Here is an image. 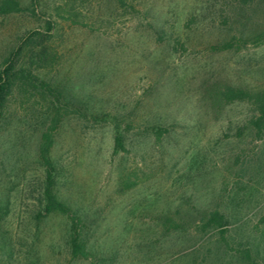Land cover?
<instances>
[{"label":"rangeland","instance_id":"obj_1","mask_svg":"<svg viewBox=\"0 0 264 264\" xmlns=\"http://www.w3.org/2000/svg\"><path fill=\"white\" fill-rule=\"evenodd\" d=\"M31 10L0 17V69L46 47L56 60L39 78L87 114L63 118L51 157L54 193L91 257L72 259L70 218L43 211L38 146L54 99L15 87L0 122V264H243L233 250L244 247L264 262V137L249 104L213 101L224 86L264 88V41L253 42L264 0H37ZM225 43L234 47L217 49ZM212 210L226 217L228 246L197 228Z\"/></svg>","mask_w":264,"mask_h":264},{"label":"trees","instance_id":"obj_2","mask_svg":"<svg viewBox=\"0 0 264 264\" xmlns=\"http://www.w3.org/2000/svg\"><path fill=\"white\" fill-rule=\"evenodd\" d=\"M242 6L248 5L251 0H237ZM121 5L124 0H117ZM31 6V7H30ZM30 6H24L21 0H0V17H5L11 14H19L22 12H31L32 8L37 6V0H30ZM49 25V23H48ZM51 26V25H49ZM27 41H34L33 34L28 36ZM264 41V26L261 31L255 34L253 42L258 45ZM233 43H225L217 47L218 50H226L233 48ZM31 55L26 65H19L14 60L6 59L0 69V122L4 114L5 106L12 89L15 87L36 90L39 87L45 90L49 96L54 99L53 113L49 119V124L42 133L38 146V156L45 170V186H44V208L45 214L57 213L70 218L71 231L69 234V247L72 259L88 260L91 257L86 243L82 239L77 230L76 219L71 215L68 206L58 199L54 193L56 168L51 157V149L54 144V135L64 117L78 116L87 118V114L76 107L70 106L64 102L62 95L56 89L50 88L43 80L39 78L38 73L46 68H50L55 63L56 53L49 51L44 46H35L30 50ZM213 101L215 104L227 105L233 102H244L249 104L254 114L249 119V127L253 131L255 137H264V88L251 91L240 87L224 86L214 95ZM92 120L98 118L97 115L90 116ZM158 129L156 133H160ZM114 151H122L123 141L120 133V127L117 123L114 124ZM160 135V134H158ZM134 184L128 186L133 187ZM264 225V215L260 221ZM227 220L223 213L218 210L207 211L203 214L197 228L200 231H209L216 229L220 232L221 240L226 246L229 245L226 234ZM237 257L243 264H264L253 255L250 248H234Z\"/></svg>","mask_w":264,"mask_h":264}]
</instances>
